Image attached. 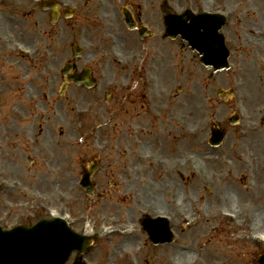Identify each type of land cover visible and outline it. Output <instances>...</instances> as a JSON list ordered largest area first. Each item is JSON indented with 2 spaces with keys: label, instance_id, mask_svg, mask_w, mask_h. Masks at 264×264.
I'll list each match as a JSON object with an SVG mask.
<instances>
[{
  "label": "rangeland",
  "instance_id": "obj_1",
  "mask_svg": "<svg viewBox=\"0 0 264 264\" xmlns=\"http://www.w3.org/2000/svg\"><path fill=\"white\" fill-rule=\"evenodd\" d=\"M13 1H21L23 4L20 8L23 10L26 5L27 9L32 8L33 5L30 0ZM144 1L152 5L147 12L148 22L163 28L161 0ZM60 2L64 6L73 8L77 4L81 8L85 7L87 11L95 9V0H60ZM105 2L106 13L108 10L114 14L119 11L118 7L121 3L133 5L135 12L139 4L138 0L134 2L105 0ZM168 2L179 13L188 8L200 11L204 8L217 7H228L237 12L235 20L238 23L232 21L230 27L224 29L230 41L228 44H231L230 47L235 51L231 59L234 64L233 70L219 72L211 77L208 70L198 62L197 54L188 50L186 42L179 37L175 40H167L169 43H160L158 38L152 44L153 47L160 49V60L157 66L169 73L166 86L181 84L185 88L182 92L184 97L175 101L182 117L186 116L190 124L198 126L206 137L209 136L212 126L220 124L227 133L221 150L211 151L212 147L207 141L206 144L203 141L204 136L185 139L179 135L178 131H173L167 136L163 126L162 134L155 133L149 136L150 138L143 139L146 154L155 152L152 150L155 147L157 152L154 155L166 159L165 170L156 171L153 168L151 159H155L154 157L142 156L138 158V161L132 160L133 152L124 150L122 145L119 154L121 158H125L123 162L125 164L120 165L121 169L117 168L121 171L119 177L125 178L129 186H121L118 176L114 178L115 171L113 176L101 172L95 180L100 183L98 191L106 196L88 198L79 186V180L81 168L93 158L92 150L89 148V143L92 141L81 137L77 147L68 145L69 137L74 136V126L79 129V134L75 135L79 138L80 134H86L87 127L91 125V116L81 109L88 107L85 99L88 92L83 89H68L63 96L65 99L61 101L62 118L52 124L56 127L60 124L65 133L62 137L57 134V140L60 139L59 146H56V151L59 153L57 158L46 157L50 152L46 149L43 151L47 143L55 142L51 134L39 137L38 152H33L38 156H35L27 149V137L23 133L17 131L14 133L11 129L12 134L0 133V144H6L9 148L0 151L1 168L7 169L9 177L18 181L20 185L19 189L9 195L0 193V213L5 211L2 206L4 205L13 210L12 219H16L22 213L21 205L27 200L26 189H29L45 194L54 205L63 203L72 207L76 215H90V217L108 215L118 217L122 222L140 224L141 210L151 207L154 209H150L149 213L172 212L168 205L170 197L184 196L187 204L185 211L190 212L196 220L198 217V222L196 224L195 220L187 228H176L178 237L175 242L167 245H153L141 229L130 239L117 235L94 242L86 259L96 264H191V259L194 257L197 264H258L259 255L251 248L244 247L240 235L245 239L250 231L244 227L247 218L249 220L252 214L257 218L259 224L257 227L264 229V195L261 194L263 198L254 197V194L259 193L258 186L262 187L263 183L260 178L254 179L249 170L239 169L234 155L254 156L252 151H255L256 156L264 158V128L258 125L260 113L264 111V100L252 98L250 94L251 88L258 90L261 94L264 91L257 87L255 75L251 76V70L255 66L249 68L245 61L249 55L247 42L251 43L252 31L258 30L261 26L264 27V0H168ZM37 10L38 17L44 18L45 34L31 31L30 23L26 21L5 18L0 30L8 37L9 42L34 47L35 41H43L42 54L49 57L53 55L56 57L55 62L62 64L72 59V45L79 43L83 50L81 60L83 64L88 63L91 58H97L100 64H108L106 68L111 72L116 70L114 66L116 55L112 54L113 51L121 50L123 54H130L126 51L130 44L124 36L128 34V31L122 20L119 21L118 27H115L114 33L120 35L119 45L116 47L111 43L112 36L106 31L103 32L95 22H85L83 19L77 21L76 17L66 19L61 15L55 25H52L48 13L44 14ZM14 17L18 16L14 15ZM99 24L101 27L102 23ZM240 37L242 42L239 40ZM260 46L264 47V41L261 39L258 43L257 62H255L257 68L261 60L264 61V48L261 49ZM181 52H186L189 61H183ZM11 55L13 54L9 50L0 45V71L10 78L8 84L15 86L21 78L19 71L10 70L7 64L12 59ZM42 62L50 63L46 58ZM35 63L21 61L23 75L27 79L35 78V82L47 77L50 69H55L54 65L48 68L45 65L44 68ZM261 69L264 70V66ZM161 80L164 85V79L161 78ZM235 85L242 98L239 93L236 100L228 95L221 97L220 90H229ZM203 87L207 90L206 101L201 96ZM57 90H61L60 82H58ZM4 97L2 99L3 101L5 99L4 102L8 105L12 100L7 90ZM24 100L31 102L30 99ZM237 108L242 110V119L237 124H229L227 119ZM257 111L260 113L256 114ZM134 115L138 117L136 113ZM141 116H143L142 112ZM250 117L260 127L253 132L248 127V122L253 121ZM129 118L132 120L131 115L128 116ZM2 125L6 126L7 122H3ZM2 125L0 124V128H3ZM123 135L108 128L103 130L94 141L101 144L111 141L120 143ZM131 140L132 138L127 135L126 141ZM115 153L113 152L114 155ZM27 156L31 157L33 162L28 163ZM120 157H117V161L121 160ZM134 167H138L137 175L131 172ZM50 178L59 179V181L51 183ZM67 181L69 184H74L75 181L77 183L74 196L68 194L69 184L64 183ZM57 185H61V190L54 192L53 189ZM70 188L72 190V187ZM108 188L109 190L106 191ZM224 196H227L229 201L220 203V199H224ZM232 209L241 217L239 224L232 227L221 225L219 219L223 218L219 212ZM259 214H261V220H258ZM262 250L264 248H260L259 252ZM72 256L68 264L74 261L76 254Z\"/></svg>",
  "mask_w": 264,
  "mask_h": 264
},
{
  "label": "flooded vegetation",
  "instance_id": "obj_2",
  "mask_svg": "<svg viewBox=\"0 0 264 264\" xmlns=\"http://www.w3.org/2000/svg\"><path fill=\"white\" fill-rule=\"evenodd\" d=\"M142 68L143 64H139L135 66V70H123L121 73L123 83L121 92L116 94L115 102L112 104L111 109L113 111L117 110L122 117L131 115V118L134 119L133 114L136 113L140 117L141 112L153 117L158 115V108L156 105L153 108L148 92V87L151 90L152 84L144 78V74L147 71ZM162 86L166 87L165 80ZM157 105L159 108L166 110L169 108V103L164 99L157 101ZM22 112L25 113V110H22ZM21 120V117L15 118V129L20 128ZM168 130H173V121L168 122Z\"/></svg>",
  "mask_w": 264,
  "mask_h": 264
},
{
  "label": "bare ground",
  "instance_id": "obj_3",
  "mask_svg": "<svg viewBox=\"0 0 264 264\" xmlns=\"http://www.w3.org/2000/svg\"><path fill=\"white\" fill-rule=\"evenodd\" d=\"M252 152L254 153V156L252 155H246V156L234 155V156L237 160L236 162L239 169L250 170V173L252 177L254 176V179H258V178L261 179L263 183L262 187L258 186L257 191L259 193L254 194V197L263 198L262 195H264V158L262 156H256L255 151ZM226 201H229L228 198L225 200V202ZM261 218H262L261 214H259L258 220H261Z\"/></svg>",
  "mask_w": 264,
  "mask_h": 264
},
{
  "label": "water",
  "instance_id": "obj_4",
  "mask_svg": "<svg viewBox=\"0 0 264 264\" xmlns=\"http://www.w3.org/2000/svg\"><path fill=\"white\" fill-rule=\"evenodd\" d=\"M87 182H84V185L86 184ZM30 235V233H29ZM89 242H86L85 245H87ZM84 246H82L81 249H83ZM30 250L35 254V256L38 258L37 259V262H32V259L30 256H26L24 258V262L27 263V262H30L31 264H49L50 262H53L54 261V254H53V246L50 245L49 248H50V254L49 255H46V256H41V253L39 252V250H36L35 246H29ZM20 253L22 254H26L24 252L23 249H20ZM19 254L16 253V252H13L12 254L9 255V258H16L18 257Z\"/></svg>",
  "mask_w": 264,
  "mask_h": 264
}]
</instances>
